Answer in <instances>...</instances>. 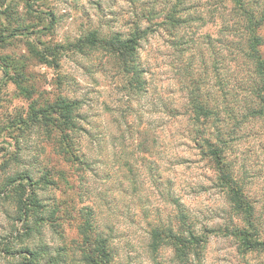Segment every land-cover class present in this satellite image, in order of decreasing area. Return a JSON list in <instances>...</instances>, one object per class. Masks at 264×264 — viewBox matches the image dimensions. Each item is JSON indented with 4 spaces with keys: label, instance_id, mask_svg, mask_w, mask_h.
Segmentation results:
<instances>
[{
    "label": "rangeland",
    "instance_id": "rangeland-1",
    "mask_svg": "<svg viewBox=\"0 0 264 264\" xmlns=\"http://www.w3.org/2000/svg\"><path fill=\"white\" fill-rule=\"evenodd\" d=\"M202 2L205 5V0ZM125 3L131 5L133 17L123 23L124 28L130 26L129 31L105 34L91 30L74 38L73 31L94 23V13L79 0L71 4L69 0H0V34L7 36L17 30L14 38L0 44V64L9 59L22 74L0 70V108L4 104L11 106L9 97L18 101L13 112L0 111V201L10 205L3 209V217L19 226L13 230L23 244L16 248L9 242L0 247V264L20 263L23 256H28L20 254L25 249H44L54 258L61 255L64 264H83L79 262L82 239L78 225L80 209L85 206L95 207L101 222L115 229L117 259L124 264H156L147 247L148 232L152 224L168 223L175 215L169 202L171 195L181 197L197 224H201L200 217L207 221L210 217L220 219L223 214L222 223H203L200 227L208 229L200 264H264L260 259L264 253L243 252L237 240L227 235L226 229L240 222L216 182L212 163L202 159L194 144L188 94L191 81L200 77L201 67L195 58L185 74L183 68L192 54L188 50L179 55L174 38L161 24L174 0ZM60 4L68 5L71 11H64L57 6ZM89 4L104 18L101 22L106 27L120 24L124 12L113 10L116 0H89ZM141 21L149 34L139 49L147 81L146 91L140 94L126 92L118 65L103 52L79 54L83 58L80 60L68 50L92 31L101 36L127 35ZM207 31L216 35L214 28L206 30L197 25L183 33L187 39L189 35L202 37ZM31 46L44 56L48 55L45 51L52 52L56 46L65 49L59 50L55 61L49 55L34 58ZM45 60L49 62L43 63ZM113 93L117 97L114 102ZM121 93L128 96L127 102ZM62 96L81 103L77 119L81 130L73 138L80 141L81 151L90 163L88 168L61 156L60 133L55 128L32 125L33 109L47 108ZM34 129L43 130L44 142L40 146L31 140ZM242 131L232 140L228 157L245 182L264 237V123ZM49 172L53 174L48 176L50 184L42 185ZM27 173L41 187L37 191L45 205L44 212H55L52 221H44L40 231L31 237L25 236L30 221L19 220L11 196L17 187H7L8 179ZM25 239L29 243H23ZM157 257H164L161 264H176L169 249L161 250ZM41 264H47V260Z\"/></svg>",
    "mask_w": 264,
    "mask_h": 264
},
{
    "label": "trees",
    "instance_id": "trees-1",
    "mask_svg": "<svg viewBox=\"0 0 264 264\" xmlns=\"http://www.w3.org/2000/svg\"><path fill=\"white\" fill-rule=\"evenodd\" d=\"M202 1L174 0L161 24L167 34L169 32L174 38V47L179 55H184L188 50L192 54L183 68L185 74L195 58L200 60V77L191 81L189 87L188 111L193 125L194 144L202 159L212 163L216 182L224 192L230 210L240 222L227 228L226 233L237 240L243 252L264 253V238L260 233L254 202L243 178L238 177L234 163L228 157L232 140L239 131L243 130V133L247 126L264 123V0H205V5ZM196 25L206 30L214 28L216 35L207 31L202 37L189 35L186 39L187 30H193ZM44 29L48 30L47 27ZM15 32L17 30H12L7 36L0 34V44L14 38L17 35ZM148 34L149 29H143L140 25L132 28L127 35L115 33L101 36L98 31H92L71 44L68 50L80 55L92 51L103 52L118 65L126 92L136 95L146 91L147 81L139 49ZM181 34L184 35L180 37ZM31 47L34 58H48L49 55L55 61L59 50L65 49L56 46L52 52L49 49V52L45 51L44 54L48 55L44 56L35 46ZM47 62L45 60L43 63ZM0 70L5 74L16 70L17 76L22 75L17 65L9 62V59L5 64H0ZM190 75H194V72ZM80 108V102L62 96L47 108L33 109L31 121L32 125L43 124L44 127L55 128L60 133L61 156L69 163L88 168L90 163L81 151V143L73 138L81 130L77 123ZM46 175L47 178L41 182L45 186L50 184L48 176L53 174L49 172ZM37 185L38 182L28 173L11 177L7 183V187H17L11 196L19 220L30 221L25 232L28 237L40 231L43 222L50 221L55 214L54 211L44 212L45 205L41 203L37 191L41 187ZM169 202L175 208V215L168 223L158 222L150 226L148 250L156 264L157 256L164 249H171L176 264H200L208 229L199 228L197 231V220L181 197L171 195ZM48 214L49 217H45ZM100 216L95 207L80 209L78 235L82 239V247L79 262L124 264L117 259L115 229L110 223L103 224ZM24 252L28 256H23ZM20 254L23 260L18 264H41L42 260H47V264L65 263L61 255L51 257L44 249H25Z\"/></svg>",
    "mask_w": 264,
    "mask_h": 264
},
{
    "label": "clouds",
    "instance_id": "clouds-1",
    "mask_svg": "<svg viewBox=\"0 0 264 264\" xmlns=\"http://www.w3.org/2000/svg\"><path fill=\"white\" fill-rule=\"evenodd\" d=\"M73 3V0H69V4ZM79 3L84 5L85 7H88L90 11H92L94 13L93 16V25L91 27L85 25V27L83 29H80L79 32L77 31H73L72 32V36L74 38H78L80 35L86 34L87 32L91 31V30H98L102 33H109L110 31H118V30H123L125 32L130 30V26L129 28H124L123 27V23L125 20L127 19H132V12H131V5L125 3V0H116V7L115 11H123L124 15L121 17V22L120 24H117L114 28H109L106 27L104 23H102L101 21L104 19L102 17H100L99 13H96V10L94 8L91 7V5L89 4V0H79ZM58 7H62L64 11H71V9L68 7V5H64V4H60L57 5ZM111 19V18H109ZM140 26L143 27L144 26V22L141 21L140 22ZM78 27V26H77ZM62 42V41H60ZM69 55H72L71 53H69ZM77 59L83 60L82 57L79 56V54H76ZM85 63H87V61H84ZM164 71H171L169 69H162ZM113 76H116V73L113 72ZM13 86L9 85V88L11 89ZM103 87V86H102ZM114 87V85H113ZM8 91V90H6ZM107 98V97H105ZM116 95L115 93H113V102L116 99ZM121 98L127 102L128 100V96L124 93H121ZM9 99L12 100L11 106H9L8 104H4L2 108H0V111H7V112H13L18 105V101L15 100L14 97H9ZM31 140L33 143H35L37 146H40L43 142H44V134H43V130L42 129H34L32 134H31ZM178 152H182V149H177ZM262 162H264V157H262ZM10 207L9 204L3 203V201H0V223L3 224V227H0V247L5 246L6 244H8L9 242H11L16 248H20L23 246V244L20 242L19 239H17L18 233L16 231H14V227L18 228V225H12V223L10 221H8L7 219H5L3 217V209ZM14 208V205L12 206ZM207 215V213H206ZM223 214H221V218L220 219H216V218H212L210 217L209 220L205 221L204 217H200L201 220V224L197 225V231H199V228L203 225V223H210V224H220L223 222ZM185 236L188 235L187 232L184 233ZM264 238V237H262ZM23 243H29V241H27L26 239L23 241ZM169 255H171V249H169ZM260 259H264V256H261ZM164 260V257H158L157 261L158 264L159 262H162Z\"/></svg>",
    "mask_w": 264,
    "mask_h": 264
}]
</instances>
